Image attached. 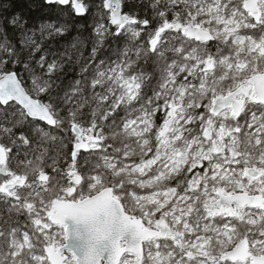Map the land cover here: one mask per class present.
Returning <instances> with one entry per match:
<instances>
[{
	"label": "snow or ice",
	"instance_id": "6c2138e0",
	"mask_svg": "<svg viewBox=\"0 0 264 264\" xmlns=\"http://www.w3.org/2000/svg\"><path fill=\"white\" fill-rule=\"evenodd\" d=\"M33 11L0 15V264H264V0Z\"/></svg>",
	"mask_w": 264,
	"mask_h": 264
},
{
	"label": "trees",
	"instance_id": "16d2710c",
	"mask_svg": "<svg viewBox=\"0 0 264 264\" xmlns=\"http://www.w3.org/2000/svg\"><path fill=\"white\" fill-rule=\"evenodd\" d=\"M5 4L10 5L7 11L0 9V15L8 16L10 14L19 13L24 19H34L37 15L35 11L31 13V16L28 14L30 6H33L40 2V0H3ZM92 22L91 16L85 17L83 20L77 19L75 23L84 24L86 27L89 26ZM11 31V29H9ZM71 75V74H70Z\"/></svg>",
	"mask_w": 264,
	"mask_h": 264
}]
</instances>
